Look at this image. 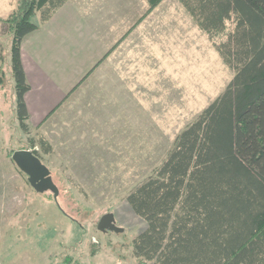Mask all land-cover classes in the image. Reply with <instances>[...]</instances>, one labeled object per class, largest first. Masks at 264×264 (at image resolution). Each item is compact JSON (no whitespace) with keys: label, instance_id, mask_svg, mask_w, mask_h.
Listing matches in <instances>:
<instances>
[{"label":"rangeland","instance_id":"rangeland-1","mask_svg":"<svg viewBox=\"0 0 264 264\" xmlns=\"http://www.w3.org/2000/svg\"><path fill=\"white\" fill-rule=\"evenodd\" d=\"M159 3L150 10L145 0H104L105 7L121 8V51L48 111L53 115L42 126L27 121L28 133L16 119L12 35L0 23L6 73L0 85V264L138 263L131 241L146 223L125 196L166 159L176 136L234 76L214 47L226 35L211 41L178 0ZM134 7L137 14L126 18ZM16 9L17 0H0V16ZM232 29L229 23L227 32ZM85 32L83 45L74 36L64 44L61 36L54 39L53 75L67 85L86 74L97 54L93 45L100 35ZM41 50L48 69L50 49ZM41 136L53 146L51 153L39 145ZM20 149L38 151L63 209L51 191H36L15 167L10 153ZM108 213L123 232L98 230Z\"/></svg>","mask_w":264,"mask_h":264},{"label":"trees","instance_id":"trees-1","mask_svg":"<svg viewBox=\"0 0 264 264\" xmlns=\"http://www.w3.org/2000/svg\"><path fill=\"white\" fill-rule=\"evenodd\" d=\"M67 1L17 0V9L0 19L12 35L15 112L26 133L30 85L22 43L38 28V13L48 21ZM160 1L148 0L150 10ZM179 1L211 41L226 35L214 47L234 76L125 196L146 223L131 241L132 253L137 264H264V0ZM5 80L0 65V85ZM38 143L52 152L43 136Z\"/></svg>","mask_w":264,"mask_h":264},{"label":"crops","instance_id":"crops-1","mask_svg":"<svg viewBox=\"0 0 264 264\" xmlns=\"http://www.w3.org/2000/svg\"><path fill=\"white\" fill-rule=\"evenodd\" d=\"M145 1L149 4L148 0ZM163 1L161 0L160 3ZM103 4L104 0H68L48 21H40L39 19L38 28L23 40L22 61L26 78L30 85V90L25 95V101L29 112L28 121L31 124L42 126L46 122L47 117L53 115V113L48 115V111H55L67 98V95L72 93L73 89H77L93 71L101 67L112 55L116 56L121 51V8L117 5L118 7L115 10L114 7H105ZM180 4L182 5L181 2ZM183 8L185 9L184 6ZM185 11L187 12L186 9ZM11 13L0 16V19L7 18ZM132 14H137L135 7L134 10H129V15L131 16L126 18H132ZM0 23L2 25L1 31L8 33L1 21ZM103 26L106 27L105 30L102 29ZM95 28H99L98 31L102 29L104 32L99 34L94 31ZM85 30L94 34L93 37L100 35L98 37L99 41L94 42L93 45L98 47L96 50L97 54L93 53V55H96L94 62L87 67L88 71L85 72V76L83 75V77L79 78L76 83L74 80L71 85H67L70 81L60 82L53 75L54 39L57 35L61 36L64 44L66 37L74 36L81 39L80 44L83 45L85 44V36L89 38V34ZM59 31L61 32L59 33ZM134 33L136 31L132 33L131 30L130 36ZM46 47L50 49V67L48 69L42 65L41 58L43 56L42 50L40 51V49ZM67 86L70 87L66 88ZM1 112L3 113V111Z\"/></svg>","mask_w":264,"mask_h":264},{"label":"water","instance_id":"water-1","mask_svg":"<svg viewBox=\"0 0 264 264\" xmlns=\"http://www.w3.org/2000/svg\"><path fill=\"white\" fill-rule=\"evenodd\" d=\"M12 161L28 176L30 185L36 191H51L54 194L55 201H57L59 189L52 179L51 171L32 150L24 149L15 151L12 155ZM97 228L102 232L113 231L121 233L124 231L122 227L116 225V219L113 213L103 215Z\"/></svg>","mask_w":264,"mask_h":264}]
</instances>
